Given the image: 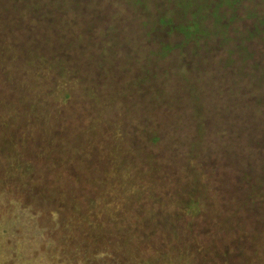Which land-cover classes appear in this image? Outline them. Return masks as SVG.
Instances as JSON below:
<instances>
[{
    "label": "trees",
    "instance_id": "trees-1",
    "mask_svg": "<svg viewBox=\"0 0 264 264\" xmlns=\"http://www.w3.org/2000/svg\"><path fill=\"white\" fill-rule=\"evenodd\" d=\"M132 2L0 0V264H264V10Z\"/></svg>",
    "mask_w": 264,
    "mask_h": 264
},
{
    "label": "rangeland",
    "instance_id": "rangeland-1",
    "mask_svg": "<svg viewBox=\"0 0 264 264\" xmlns=\"http://www.w3.org/2000/svg\"><path fill=\"white\" fill-rule=\"evenodd\" d=\"M239 4V13L245 14L249 9H258L264 10V0H240ZM148 8L149 10L155 12L156 8L160 6L161 0H148ZM103 4L106 8V12H108V16H114L118 23L127 30L129 37L133 38L136 36L139 28L141 26V22L145 18V15L141 13H148L147 11L142 12L141 8L136 6L132 0H103ZM173 4H170L172 6ZM103 7V6H102ZM148 15V14H147ZM109 21H114L109 19ZM240 24L244 26V24H249L250 20L247 18L241 21H238ZM234 24H238L236 21ZM122 27V26H121ZM138 30V31H137Z\"/></svg>",
    "mask_w": 264,
    "mask_h": 264
}]
</instances>
